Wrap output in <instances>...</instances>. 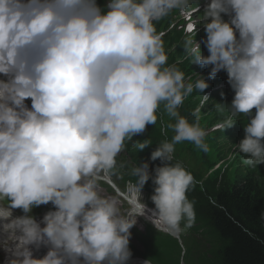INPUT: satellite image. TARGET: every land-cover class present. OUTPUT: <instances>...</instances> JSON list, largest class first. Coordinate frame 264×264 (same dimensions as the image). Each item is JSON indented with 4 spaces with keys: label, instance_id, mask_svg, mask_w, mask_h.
<instances>
[{
    "label": "trees",
    "instance_id": "1",
    "mask_svg": "<svg viewBox=\"0 0 264 264\" xmlns=\"http://www.w3.org/2000/svg\"><path fill=\"white\" fill-rule=\"evenodd\" d=\"M191 70L187 60V72ZM148 137L150 144L139 151L136 164L146 176L160 178L164 193L187 190L191 218L206 226L212 237V244L194 259L187 258V264H264V183L259 176L263 172L240 173L230 185L216 182L218 174H214L195 185L168 159L160 130L151 128ZM165 257L164 264H179Z\"/></svg>",
    "mask_w": 264,
    "mask_h": 264
},
{
    "label": "rangeland",
    "instance_id": "2",
    "mask_svg": "<svg viewBox=\"0 0 264 264\" xmlns=\"http://www.w3.org/2000/svg\"><path fill=\"white\" fill-rule=\"evenodd\" d=\"M177 115H181V113H178V111H176ZM167 122H168V127L169 129L171 130L174 138L176 139L175 141V147L177 149V151L180 153V155L182 156L183 159H185L187 161L188 164H190L191 166H194L196 167L197 169H202L204 170V166L201 164L200 162V157H199V152L197 151V147L200 145H203L205 146V152L207 154V157L208 158H212V149L209 148V146H206V142L204 141H200V142H196V146L194 144V146L192 148L190 147H187L186 150H184V146L186 145L185 141L183 139H186L185 138V127H184V124H183V131H182V134H181V128H182V125L181 123L178 121L177 117L174 116V115H168V118H167ZM183 138V139H182ZM187 140V139H186ZM208 143V142H207ZM223 151H225V149H223ZM260 157H262V155H259ZM236 164V162L232 163L230 165V169L228 170V173L231 174L232 173V169L234 167V165ZM133 193L136 194L137 198H138V201L140 203H142L143 205H146L147 207L149 208H154L156 210H159V211H162L164 213L168 212V210H160L158 209L157 206H155V204L153 203L152 200L148 199L147 198V195L140 191V190H136V189H131L130 191V196L133 197ZM174 210L180 214L181 212L178 210V207H174ZM176 213V215L171 213L170 216L173 218V220L175 221V223L177 224V226H175L176 229H179L180 231V228H181V231H182V234L186 233L187 231L184 229L183 227V223L181 221V219L178 218V214ZM202 226L199 225L195 231H194V234L193 232H191L192 234V238L193 239H196L198 242H200V245H201V248L202 249V245L206 244V241H204L202 239V234L200 232V228ZM186 236V234H184V237ZM186 239H187V236H186ZM137 246L139 247V245L137 244ZM184 246H185V249L187 251V244H186V241H184ZM178 255V252L176 250L173 249L172 251V255H171V261H173L174 257H176ZM185 263L187 264V257L185 258ZM192 264H197L196 262L192 263Z\"/></svg>",
    "mask_w": 264,
    "mask_h": 264
},
{
    "label": "bare ground",
    "instance_id": "3",
    "mask_svg": "<svg viewBox=\"0 0 264 264\" xmlns=\"http://www.w3.org/2000/svg\"><path fill=\"white\" fill-rule=\"evenodd\" d=\"M233 45L236 47V44L233 43ZM74 56H78V54L71 52V55H66L67 58H71V57H74ZM125 94L129 95L130 92L126 91ZM193 119H196V117H193ZM186 127H187V130L189 131L190 129H188V125L189 124H184ZM168 134L171 136L170 140L167 142V150H166V153L168 152H173L172 150V146L175 145V141L176 139L174 138L172 132L168 129ZM187 136V135H186ZM199 138V135L198 134H189V140L190 141H194L195 139H198ZM66 139L63 137V135L61 134H58L54 137H51L49 140H48V147L51 149V150H54L56 151L57 153H59L60 155H65V156H70L71 153L76 156L78 158V161L77 163H85V159L82 158L80 155H78L77 153L74 152L73 148H70L66 145ZM68 142V141H67ZM196 146V144H195ZM212 167V166H210ZM215 174H218L217 172H215ZM219 175V174H218ZM211 177L210 174L207 175V178L209 179ZM140 191L144 192L146 195L150 194V190L149 189H140ZM132 210L134 211H137L139 213H141L142 215H146V216H149V218H153V215L151 213H149V211L144 207V205H141L135 201H133L132 203ZM90 214L92 213H86V217L89 216ZM113 217H116L115 215H113ZM1 224H5L4 222H1ZM161 227H163L164 229H169L167 230L169 234H179V231L174 227V225L172 223H168L167 221H164V222H161V224H159ZM112 252H115V251H112ZM117 253V252H116ZM135 263L136 264H140L142 263L141 261H138V260H135Z\"/></svg>",
    "mask_w": 264,
    "mask_h": 264
}]
</instances>
